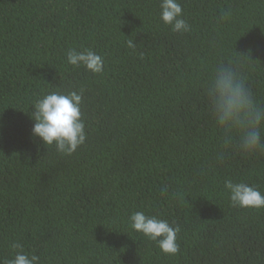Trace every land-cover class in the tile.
Wrapping results in <instances>:
<instances>
[{"label":"trees","instance_id":"16d2710c","mask_svg":"<svg viewBox=\"0 0 264 264\" xmlns=\"http://www.w3.org/2000/svg\"><path fill=\"white\" fill-rule=\"evenodd\" d=\"M0 264H264V0H0Z\"/></svg>","mask_w":264,"mask_h":264}]
</instances>
